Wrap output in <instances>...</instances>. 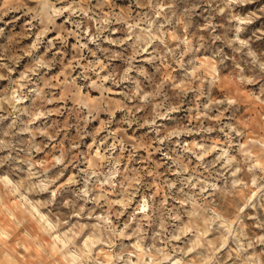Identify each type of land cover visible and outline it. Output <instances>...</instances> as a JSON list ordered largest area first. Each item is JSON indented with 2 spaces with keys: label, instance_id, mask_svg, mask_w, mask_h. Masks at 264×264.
I'll list each match as a JSON object with an SVG mask.
<instances>
[{
  "label": "rangeland",
  "instance_id": "374dc122",
  "mask_svg": "<svg viewBox=\"0 0 264 264\" xmlns=\"http://www.w3.org/2000/svg\"><path fill=\"white\" fill-rule=\"evenodd\" d=\"M0 264H264V0H0Z\"/></svg>",
  "mask_w": 264,
  "mask_h": 264
}]
</instances>
